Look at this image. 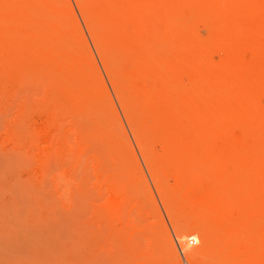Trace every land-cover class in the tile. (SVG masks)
Here are the masks:
<instances>
[{"label": "rangeland", "instance_id": "1", "mask_svg": "<svg viewBox=\"0 0 264 264\" xmlns=\"http://www.w3.org/2000/svg\"><path fill=\"white\" fill-rule=\"evenodd\" d=\"M85 2L119 96L77 0H0V264H264V0Z\"/></svg>", "mask_w": 264, "mask_h": 264}, {"label": "bare ground", "instance_id": "2", "mask_svg": "<svg viewBox=\"0 0 264 264\" xmlns=\"http://www.w3.org/2000/svg\"><path fill=\"white\" fill-rule=\"evenodd\" d=\"M78 1V5H80V7H81V10H82V12H83V15H84V17H85V19H86V21H87V26H88V29L90 30V32H91V35H92V37H93V41H95V44L97 45L96 47H97V49H98V52L100 53L99 55L101 56V59L103 60V63H104V66L106 67V71L108 72V74H109V78H110V80L112 81V86H114L113 88H114V91H115V93H117V95L119 96V95H121V94H123V90H124V88H122L123 86L121 85V80H120V78L118 77V73L116 72V70H115V68L114 67H116V64H115V66L113 65V61L114 60H111V58H110V56L108 55V52H107V50L104 48L105 47V45H102V43H105L104 41H102V39H101V37H103V36H100L99 34V32H100V30H99V32H98V28H96L97 26H98V24L96 25L95 23H93V20L91 21V17H90V12L91 11H89V8H88V6L86 5V3L87 2H85V1H87V0H77ZM89 5V4H88ZM104 40V39H103ZM111 40V39H110ZM109 44V43H108ZM107 45V44H106ZM110 45V44H109ZM108 45V46H109ZM110 48V47H109ZM108 48V49H109ZM111 49V48H110ZM109 51V50H108ZM110 54V53H109ZM133 55V54H132ZM134 56V55H133ZM112 57V56H111ZM130 58V57H129ZM113 59V58H112ZM115 62V61H114ZM116 63V62H115ZM120 76V75H119ZM120 80V81H119ZM120 99H121V102L123 101V106H124V110L127 112L126 114H128V115H126V117L128 118V120L130 121V123H131V125H130V127H131V129H133L132 131H134L135 133H134V136H135V134H136V136L135 137H137L138 139H140V141L142 140L144 143H146L145 141H147V140H144L143 139V136H142V134L141 135H139L140 133H142V132H138V124H136V120L135 119H137V118H135L134 116H133V114H131V113H133L132 111H130L129 112V110H132V109H130L129 107V105H128V103H126V101H125V98H123L124 100H122V96H120ZM122 106V107H123ZM129 106V107H128ZM132 108V107H131ZM125 113V112H124ZM128 121V122H129ZM140 130V129H139ZM144 135V134H143ZM140 137H142V138H140ZM136 138V139H137ZM137 139V140H138ZM139 143V142H138ZM144 143H139L141 146H143V144ZM138 144V145H139ZM146 145V144H145ZM141 146H139V148L140 149H143V147H141ZM146 147H147V145H146ZM78 150H80V149H78ZM145 150V152L144 153H146V151H147V154L149 155L150 153L148 152V148H147V150L146 149H143V151ZM77 153V152H76ZM143 153V152H142ZM151 155H152V153H151ZM150 155V156H151ZM145 156H147V155H145ZM149 156V157H150ZM148 157V156H147ZM148 157V158H149ZM152 157V156H151ZM148 158H146L145 157V161L148 159ZM151 159V162H150V164H152V162H153V165H154V163H155V161H152V159L153 158H150ZM147 164H148V166L150 165L149 164V160L147 161ZM152 165V166H153ZM159 166V165H158ZM161 167V166H160ZM149 168H151V167H149ZM151 170V169H150ZM154 170H158V169H154ZM152 173H154V174H152ZM151 174L152 175H155V177H153V179L156 181V183L158 184V185H160L161 186V179L163 180V178H159V176L156 174V172H152ZM165 180H163V182H164ZM110 182H111V180H110ZM165 183V182H164ZM107 184V183H106ZM155 184V183H154ZM156 184V186L157 187H159L158 185ZM163 184V183H162ZM112 185V184H111ZM110 185V186H111ZM166 185V184H165ZM167 185H168V183H167ZM166 185V186H167ZM164 186V185H163ZM170 186V185H169ZM169 186H168V188H169ZM177 186V185H176ZM162 187V186H161ZM172 188V187H171ZM176 188V187H175ZM179 188V187H178ZM178 188H176V189H178ZM123 189H124V187H123ZM161 190H162V188H160ZM175 189V190H176ZM180 189V188H179ZM160 190V191H161ZM163 190L165 191V188H163ZM167 190V189H166ZM170 191V190H169ZM169 191H168V193H169ZM164 193V192H163ZM172 193V192H171ZM170 197V196H169ZM163 199V198H162ZM224 199V198H223ZM222 200V199H221ZM236 200V199H235ZM164 201V200H163ZM166 201V200H165ZM220 201V200H219ZM223 201H224V203H223ZM222 201V203L221 204H225L226 203V205H228V204H230L231 206H229V207H231V209H233V207L235 208V207H237V206H240V205H236V204H238V202L235 204V202H233V201H231V199L229 200V199H227V198H225L224 200ZM167 202H169V201H167ZM221 202V201H220ZM170 203V202H169ZM217 203H219V202H217ZM233 203H234V205L235 206H233ZM174 204V203H173ZM168 206H171V204L169 205V204H167ZM222 206V205H221ZM233 206V207H232ZM245 207V206H244ZM243 207V208H244ZM170 209V208H169ZM171 210V209H170ZM243 212V211H242ZM170 213H172V212H170ZM247 225V224H246ZM177 226H180V227H182L180 224L178 225H176L175 227L177 228ZM179 227V229H181ZM176 228H174L175 230H176ZM185 227L183 226V228L182 229H184ZM186 230H184V231H187V232H185V233H183L181 230H178V232H177V234L178 235H180L179 237H182V235H184V236H188V235H186V233L188 234V229L187 228H185ZM249 230V229H248ZM179 231H181V232H179ZM244 231H245V229H244ZM243 231V232H244ZM246 232V231H245ZM183 236V237H184ZM185 237V238H186ZM196 237V236H195ZM187 239V238H186ZM186 239H185V241H186ZM198 239V238H197ZM185 241H184V243H185ZM182 242H183V240H182ZM185 245V244H184ZM186 249H184V251L186 250L187 252V254H189L190 255V259H191V261L190 262H192V264H203V263H201L200 262V260H201V257L199 258V256L197 257L196 256V254L198 253H196L195 254V252L193 251V253L195 254H190V251L192 250H190V248H189V246L188 245H186V246H184ZM199 248V247H198ZM201 248V247H200ZM202 249V248H201ZM190 250V251H189ZM196 250V249H195ZM199 252H200V249H199ZM199 255H200V253H199ZM188 257V256H187ZM249 257V256H248ZM188 259H189V257H188ZM204 259V258H203ZM202 259V260H203ZM249 259V258H248ZM248 259H246L247 260V262H248ZM242 260V259H241ZM234 261V260H233ZM231 262V264H233V263H235L236 264V262H232V261H230Z\"/></svg>", "mask_w": 264, "mask_h": 264}, {"label": "built area", "instance_id": "3", "mask_svg": "<svg viewBox=\"0 0 264 264\" xmlns=\"http://www.w3.org/2000/svg\"><path fill=\"white\" fill-rule=\"evenodd\" d=\"M187 243H188L189 245H191V246H195V245H197V243H198V239H197V237H195V236H189V237H188V240H187Z\"/></svg>", "mask_w": 264, "mask_h": 264}]
</instances>
